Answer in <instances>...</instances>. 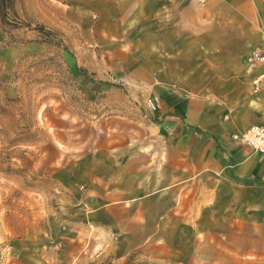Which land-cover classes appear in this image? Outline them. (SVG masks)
<instances>
[{"label": "rangeland", "instance_id": "obj_1", "mask_svg": "<svg viewBox=\"0 0 264 264\" xmlns=\"http://www.w3.org/2000/svg\"><path fill=\"white\" fill-rule=\"evenodd\" d=\"M170 6L0 0V264H219L217 224L192 212L173 230V196L129 200L137 183L111 155L137 145L106 119L152 122L162 101L146 84L173 85ZM253 7L264 35V0Z\"/></svg>", "mask_w": 264, "mask_h": 264}, {"label": "crops", "instance_id": "obj_2", "mask_svg": "<svg viewBox=\"0 0 264 264\" xmlns=\"http://www.w3.org/2000/svg\"><path fill=\"white\" fill-rule=\"evenodd\" d=\"M169 9L173 85L157 73L146 84L162 101L152 122L126 115L106 119L113 135L137 145L114 143L112 150L122 151L111 155L122 158L127 179L137 183L129 200L139 204L166 191L173 196V230L192 223V212L217 224L213 243H206L217 256L212 262L264 264V154L231 140L233 133L264 123V79L257 90L252 83L264 65L249 71L245 61L252 48L264 50V35L252 22L253 0H173ZM151 183L156 188L149 191ZM197 253L196 260L203 256Z\"/></svg>", "mask_w": 264, "mask_h": 264}, {"label": "built area", "instance_id": "obj_3", "mask_svg": "<svg viewBox=\"0 0 264 264\" xmlns=\"http://www.w3.org/2000/svg\"><path fill=\"white\" fill-rule=\"evenodd\" d=\"M249 71L264 65V52L258 48H253L245 58ZM264 74L257 75L252 79L253 87L257 90ZM231 140L237 144L248 146L255 152L264 154V123L254 124L243 131L235 132L231 135Z\"/></svg>", "mask_w": 264, "mask_h": 264}]
</instances>
